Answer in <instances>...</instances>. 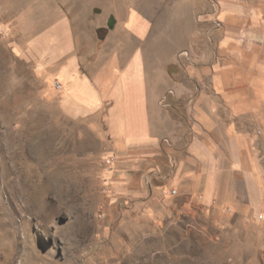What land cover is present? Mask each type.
Segmentation results:
<instances>
[{
	"label": "rangeland",
	"instance_id": "rangeland-1",
	"mask_svg": "<svg viewBox=\"0 0 264 264\" xmlns=\"http://www.w3.org/2000/svg\"><path fill=\"white\" fill-rule=\"evenodd\" d=\"M49 3L71 19L81 55L108 33L127 25L138 33L142 25L145 40L132 46L163 88L166 66L187 67L189 51L214 46L209 27L211 35L219 30L218 0H0V264H264V217L151 207V187L110 149L102 123L65 114L52 83L28 60L17 20L20 7L29 13ZM218 54L216 62H225ZM169 90L158 105L183 130L186 101L171 100ZM171 190L162 187L161 196L170 199Z\"/></svg>",
	"mask_w": 264,
	"mask_h": 264
},
{
	"label": "crops",
	"instance_id": "crops-1",
	"mask_svg": "<svg viewBox=\"0 0 264 264\" xmlns=\"http://www.w3.org/2000/svg\"><path fill=\"white\" fill-rule=\"evenodd\" d=\"M50 3L29 13L20 7L26 56L52 83L69 118L102 123L110 149L151 187L146 202H170L180 212L201 207L264 217V0H218L219 30L213 36L211 21L204 23L214 46L189 51L187 67L169 63L165 88L153 81L159 72L147 67L144 52L132 46L145 40L142 25L138 33L131 25L108 33L99 49L81 55L71 19ZM137 16L132 12L131 20ZM81 40L89 43L84 35ZM216 52L225 62H216ZM169 89L171 100L186 101L183 130L174 129L158 105ZM167 140L171 153L164 151ZM153 179L172 189L170 199Z\"/></svg>",
	"mask_w": 264,
	"mask_h": 264
},
{
	"label": "built area",
	"instance_id": "built-area-1",
	"mask_svg": "<svg viewBox=\"0 0 264 264\" xmlns=\"http://www.w3.org/2000/svg\"><path fill=\"white\" fill-rule=\"evenodd\" d=\"M55 87L58 89L60 87V85L58 83H56L55 84ZM173 194H174V192H173ZM258 219H261L262 220L263 219V216L262 215H259L258 216Z\"/></svg>",
	"mask_w": 264,
	"mask_h": 264
}]
</instances>
